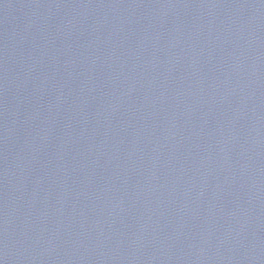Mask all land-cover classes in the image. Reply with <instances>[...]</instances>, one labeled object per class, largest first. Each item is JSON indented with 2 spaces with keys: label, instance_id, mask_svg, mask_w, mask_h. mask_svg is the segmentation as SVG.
<instances>
[{
  "label": "water",
  "instance_id": "water-1",
  "mask_svg": "<svg viewBox=\"0 0 264 264\" xmlns=\"http://www.w3.org/2000/svg\"><path fill=\"white\" fill-rule=\"evenodd\" d=\"M0 264H264V0H0Z\"/></svg>",
  "mask_w": 264,
  "mask_h": 264
}]
</instances>
